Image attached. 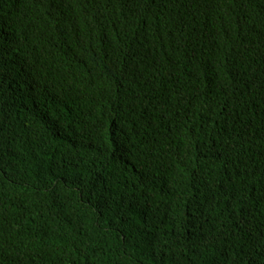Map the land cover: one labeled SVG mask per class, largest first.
<instances>
[{"label": "trees", "instance_id": "obj_1", "mask_svg": "<svg viewBox=\"0 0 264 264\" xmlns=\"http://www.w3.org/2000/svg\"><path fill=\"white\" fill-rule=\"evenodd\" d=\"M0 264H264V0H0Z\"/></svg>", "mask_w": 264, "mask_h": 264}]
</instances>
